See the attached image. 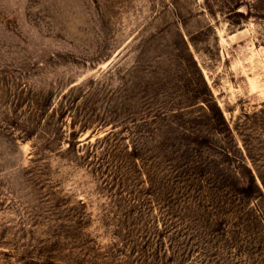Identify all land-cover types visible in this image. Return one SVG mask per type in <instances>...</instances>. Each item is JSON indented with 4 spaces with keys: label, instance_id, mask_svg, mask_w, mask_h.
Listing matches in <instances>:
<instances>
[{
    "label": "rangeland",
    "instance_id": "obj_1",
    "mask_svg": "<svg viewBox=\"0 0 264 264\" xmlns=\"http://www.w3.org/2000/svg\"><path fill=\"white\" fill-rule=\"evenodd\" d=\"M0 264H264V0H0Z\"/></svg>",
    "mask_w": 264,
    "mask_h": 264
}]
</instances>
